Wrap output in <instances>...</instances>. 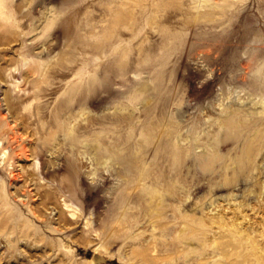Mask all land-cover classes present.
I'll return each instance as SVG.
<instances>
[{"label": "rangeland", "instance_id": "1", "mask_svg": "<svg viewBox=\"0 0 264 264\" xmlns=\"http://www.w3.org/2000/svg\"><path fill=\"white\" fill-rule=\"evenodd\" d=\"M0 264H264V0H0Z\"/></svg>", "mask_w": 264, "mask_h": 264}]
</instances>
